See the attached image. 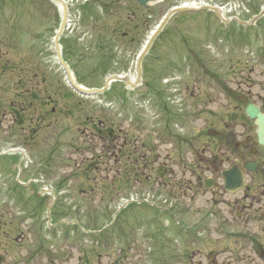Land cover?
I'll use <instances>...</instances> for the list:
<instances>
[{"label": "rangeland", "instance_id": "rangeland-1", "mask_svg": "<svg viewBox=\"0 0 264 264\" xmlns=\"http://www.w3.org/2000/svg\"><path fill=\"white\" fill-rule=\"evenodd\" d=\"M73 1L76 3L77 0ZM186 1L165 0L157 3L146 12V15L152 14L154 17L150 22L140 21V28L132 31H129L130 26H121L120 32L113 33L118 19L124 23L127 18L139 21L140 15L137 14L138 19L135 15V0H118L114 5L117 9L112 11L114 16L99 19L98 23L93 21L92 24L90 20L88 23L83 21L88 7H81L79 0L71 12L72 26L64 33L65 54L68 58L76 59L71 61L75 72L90 87L104 86L106 79L113 74L135 76L137 56L150 33L169 9ZM223 1L240 7L245 5L251 10L258 4V0ZM96 9V5L89 7L93 15ZM5 10L9 21L22 17L19 19L26 37L18 30L17 35H12L8 24L5 26L6 33H0L7 38V43L0 46V147L6 148L11 144L29 151L32 166L36 167L31 175L44 177L45 184L62 188L65 198L60 200V205L67 210L64 218L68 222L77 220L78 226H71V234L65 233V225L55 228V231L64 232L65 236L47 229V210L52 204L51 198H46L32 228L26 224L34 217L31 208H36V202L31 200L28 207L20 206L15 220L17 204L14 207L10 203L2 206L3 201L0 200L1 232L5 231L10 238L0 246V264L27 260L29 256L26 257V254L31 253L32 245L38 246L40 239L47 243L49 238L60 240V237L74 239V256L69 264H81L82 259L77 255H81L79 253L86 247L95 245L90 240L84 243L90 238H111L116 243L124 242L125 238L137 244L157 242L163 246H157L158 256H162L163 252L175 254L182 250L184 256L181 264H186L190 253H195L197 250L194 252V249H198V246L189 243L183 250L190 235L186 233L181 214H169L147 206H130L116 212L114 207L119 198L129 194L152 193L156 197L164 196L174 205L187 210V223L191 224L196 219V207L203 212L209 209L204 204L207 198L224 199L223 202L233 199L222 193L221 183L212 194L203 193L204 181L211 174L221 180L218 159L229 155L225 136L234 132L236 121L233 115H238L234 114V101L221 91L224 88V74L216 81L207 70L221 71L225 68L228 73L230 71L231 76L228 74L226 77L232 78L231 82L235 84L231 87L226 80V85L233 93L238 84L247 82L248 87L257 86L254 89H259L256 95H263L264 47L262 52L259 42L261 38L264 40V19L258 23V28L239 31L232 26L223 29L213 14L206 16L209 25L205 23V16L186 14L175 17L166 35L158 40L144 59L146 73L149 74L143 77V85L129 97L127 95L131 89L126 92L119 84L107 94L111 99L105 100H114L119 105L115 111L99 106L95 100L73 94L68 88L64 73L57 65L53 45L59 24L55 7L47 0H7ZM0 18V22L5 24L1 13ZM218 39H225V42L220 44ZM247 42L251 48H247ZM103 45L105 51L100 49ZM3 65L10 69L6 71ZM46 66L50 67L49 71ZM252 67L255 73L251 76L248 72ZM165 78H169L167 87L161 81ZM33 93H36L31 96L34 99L30 97L26 102L28 96L25 95ZM145 95L149 97V103L143 101ZM146 106L149 109L146 110ZM152 111L156 115H152ZM232 122L235 124L231 129L229 125ZM97 126L98 129H95ZM101 128L114 129L123 136L120 141L124 136L132 143L136 141L139 149L144 144L152 147L151 167L154 169L138 166L135 157L139 155L133 156L135 150L131 147H127L125 154L130 148L131 153L126 156L123 153L115 156L116 159L107 158L109 153L103 152L102 147L108 142L100 139ZM210 129L219 135L210 137ZM241 140L242 137L238 136L237 142ZM203 150L213 153H204ZM210 157L215 163L213 171L209 172L201 161ZM19 165V158L15 156L0 157V180L3 184H18ZM161 171L163 175L159 173ZM151 175L157 180L147 178ZM22 180H27L26 173ZM260 183L256 182L251 189L254 191ZM17 197L23 198V194L19 192ZM221 204L217 206L220 205L218 208L222 209L224 219L230 222L224 231L212 226L200 231L203 235L201 247L204 252H211L222 264H241L251 254L248 241L264 240V220L260 218L261 214L252 211L233 223V218H237L236 212L231 213L229 206ZM189 206H193V209ZM61 217L57 216V220ZM179 221L184 224L178 225ZM84 227L91 232L89 236ZM22 233H25L23 240L16 241ZM192 236L195 234L192 233ZM138 246L137 253H141L143 248ZM39 249H36V253H40ZM147 252L151 254L149 249ZM93 253L96 255L97 251ZM202 261L207 264V260ZM136 262L142 263L141 255ZM31 264H36V257Z\"/></svg>", "mask_w": 264, "mask_h": 264}, {"label": "flooded vegetation", "instance_id": "flooded-vegetation-1", "mask_svg": "<svg viewBox=\"0 0 264 264\" xmlns=\"http://www.w3.org/2000/svg\"><path fill=\"white\" fill-rule=\"evenodd\" d=\"M243 145L246 147L248 145V143L244 142ZM252 152V150H251ZM255 154L257 156H259V152H255ZM240 159V158H239ZM240 162L238 163V165L240 167H244V164L247 161H252L257 163V167H256V175L258 177L261 178V175L264 177V158L260 157V158H256L254 157L252 160L248 159V160H243L240 159ZM255 175V176H256ZM251 178L254 177V175H250ZM262 183L258 185V189H255L254 192H251V189H249V187L247 188V192H250L251 194H245L242 197H238L233 201V204L237 207H239V215L243 216L244 214H247L249 212H252L253 209H257L258 211L264 210V178L262 179ZM254 183V179L252 180V184ZM258 194V195H257ZM249 204H246V203ZM248 215V214H247ZM260 249V247H259ZM254 261H252L251 263H253ZM214 263V260H213ZM199 264H201L199 262Z\"/></svg>", "mask_w": 264, "mask_h": 264}, {"label": "water", "instance_id": "water-1", "mask_svg": "<svg viewBox=\"0 0 264 264\" xmlns=\"http://www.w3.org/2000/svg\"><path fill=\"white\" fill-rule=\"evenodd\" d=\"M53 1L58 2V0H53ZM139 1H140V2H143V1H147V0H139ZM142 4H144V3H142ZM163 26H164V24L161 25V27L157 30L156 34H155V35L152 37V39L149 41L147 48L145 49V51L143 52V54L141 55V57H140V59H139V61H138V72H139V75H140V73H141V66H140V65H141L142 59H143V57L145 56V54L147 53V51L149 50V48H150V46H151L153 40L155 39L156 35L161 31V29L163 28ZM63 28H64V24H63V26L61 27V30H60L59 34L57 35V37H56V42L58 41V39H59V37H60V35H61L62 31H63ZM56 45H57V49H58V56L60 57L58 44L56 43ZM114 79H116V77H114ZM248 114H249V116H250L251 118H257V124L260 126L261 131L264 132V116L261 115V114H260L256 109H254V108H249V109H248ZM231 182H232L231 178H229V177L227 176V183L230 184Z\"/></svg>", "mask_w": 264, "mask_h": 264}, {"label": "bare ground", "instance_id": "bare-ground-1", "mask_svg": "<svg viewBox=\"0 0 264 264\" xmlns=\"http://www.w3.org/2000/svg\"><path fill=\"white\" fill-rule=\"evenodd\" d=\"M58 8L61 10V8H62L61 5H58Z\"/></svg>", "mask_w": 264, "mask_h": 264}]
</instances>
